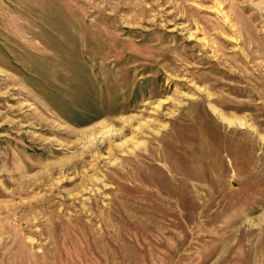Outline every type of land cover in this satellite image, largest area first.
<instances>
[{
    "label": "rangeland",
    "instance_id": "1",
    "mask_svg": "<svg viewBox=\"0 0 264 264\" xmlns=\"http://www.w3.org/2000/svg\"><path fill=\"white\" fill-rule=\"evenodd\" d=\"M0 264H264V0H0Z\"/></svg>",
    "mask_w": 264,
    "mask_h": 264
},
{
    "label": "bare ground",
    "instance_id": "2",
    "mask_svg": "<svg viewBox=\"0 0 264 264\" xmlns=\"http://www.w3.org/2000/svg\"><path fill=\"white\" fill-rule=\"evenodd\" d=\"M212 2V1H211ZM232 3V2H231ZM229 9V8H228ZM230 9H231V7H230ZM190 18V17H189ZM206 22V21H205ZM245 23V22H244ZM246 24V23H245ZM246 28V27H245ZM225 31V30H224ZM218 33V32H217ZM237 56V55H236Z\"/></svg>",
    "mask_w": 264,
    "mask_h": 264
}]
</instances>
